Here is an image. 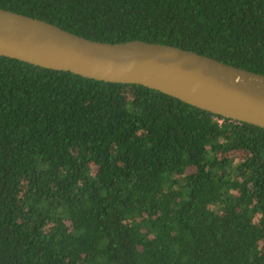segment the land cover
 I'll list each match as a JSON object with an SVG mask.
<instances>
[{"label":"trees","instance_id":"16d2710c","mask_svg":"<svg viewBox=\"0 0 264 264\" xmlns=\"http://www.w3.org/2000/svg\"><path fill=\"white\" fill-rule=\"evenodd\" d=\"M0 9L264 75V0ZM0 264H264V128L0 56Z\"/></svg>","mask_w":264,"mask_h":264},{"label":"water","instance_id":"95a60500","mask_svg":"<svg viewBox=\"0 0 264 264\" xmlns=\"http://www.w3.org/2000/svg\"><path fill=\"white\" fill-rule=\"evenodd\" d=\"M0 56L94 80L141 85L213 115L264 128V75L175 46L92 41L0 9Z\"/></svg>","mask_w":264,"mask_h":264}]
</instances>
